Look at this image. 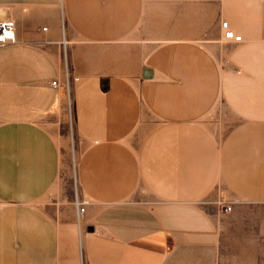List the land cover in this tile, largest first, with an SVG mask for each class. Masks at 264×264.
<instances>
[{"label": "crops", "instance_id": "0c3cea01", "mask_svg": "<svg viewBox=\"0 0 264 264\" xmlns=\"http://www.w3.org/2000/svg\"><path fill=\"white\" fill-rule=\"evenodd\" d=\"M108 1L0 0L17 37L0 47V264H264V0H219L243 55L242 92L225 94L242 97L228 105L241 121L224 138L200 128L183 148L170 129L197 123L122 105L120 91L115 105L67 107L88 144L76 171L58 127L66 54L74 34L106 38ZM156 121L160 148L126 142Z\"/></svg>", "mask_w": 264, "mask_h": 264}, {"label": "rangeland", "instance_id": "374dc122", "mask_svg": "<svg viewBox=\"0 0 264 264\" xmlns=\"http://www.w3.org/2000/svg\"><path fill=\"white\" fill-rule=\"evenodd\" d=\"M119 2L108 1L101 17L107 21L106 38L89 40L84 34H74L75 41L67 49V77L62 88L66 112L58 114V127L62 147L74 156L71 164L76 171L88 144L71 121L67 107L82 100L87 105H115L120 101L116 92L121 91L122 105H151L156 112L170 110L172 117H185L197 123V128L170 129L171 138L181 136L178 142L183 148L196 142L193 133L201 129L221 140L241 121L228 105H242V97L228 99L225 94L234 84L240 86L236 92H242L238 78L243 55L237 50L242 41L222 38L219 0H122L121 9L115 6ZM118 29L122 35L114 38ZM144 68H153L155 78L144 80ZM49 120L56 121V114ZM158 123L153 128L132 129L126 142L135 148L146 138L155 137V147L160 148L166 130ZM204 134L203 143L208 142ZM143 198L149 199L147 195ZM77 215L80 222L82 216Z\"/></svg>", "mask_w": 264, "mask_h": 264}, {"label": "built area", "instance_id": "2783aa9c", "mask_svg": "<svg viewBox=\"0 0 264 264\" xmlns=\"http://www.w3.org/2000/svg\"><path fill=\"white\" fill-rule=\"evenodd\" d=\"M224 27L227 29L228 24L225 23ZM227 38H233L234 34L232 32H228L226 34ZM237 41H242L241 36H237L235 38ZM17 42V37H16V25L13 21L11 20H0V47L1 46H6L10 44H14ZM53 84L56 86L57 82H53ZM221 204V203H220ZM85 202L78 203V215L82 216L85 211ZM225 211L231 210V206L226 205L224 206Z\"/></svg>", "mask_w": 264, "mask_h": 264}, {"label": "bare ground", "instance_id": "6f19581e", "mask_svg": "<svg viewBox=\"0 0 264 264\" xmlns=\"http://www.w3.org/2000/svg\"><path fill=\"white\" fill-rule=\"evenodd\" d=\"M225 23L228 24L227 29L224 27V24H225ZM221 29H222V38H223L224 40H226V41H237V40L235 39L237 36H241V37H242V35L237 34V33L235 32V30L229 28V20H223V21L221 22ZM228 32H232V33L234 34V37H233V38H227V37H226V34H227Z\"/></svg>", "mask_w": 264, "mask_h": 264}, {"label": "water", "instance_id": "95a60500", "mask_svg": "<svg viewBox=\"0 0 264 264\" xmlns=\"http://www.w3.org/2000/svg\"><path fill=\"white\" fill-rule=\"evenodd\" d=\"M153 69L152 68H145L143 70V78L144 79H151L153 77Z\"/></svg>", "mask_w": 264, "mask_h": 264}]
</instances>
